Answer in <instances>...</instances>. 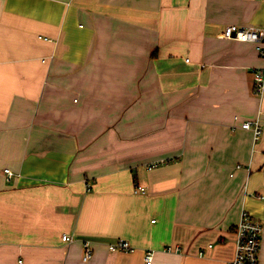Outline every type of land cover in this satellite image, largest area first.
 Instances as JSON below:
<instances>
[{
    "label": "crops",
    "instance_id": "0c3cea01",
    "mask_svg": "<svg viewBox=\"0 0 264 264\" xmlns=\"http://www.w3.org/2000/svg\"><path fill=\"white\" fill-rule=\"evenodd\" d=\"M229 24L264 0H0V264H227L243 208L264 264V136L232 126L264 57Z\"/></svg>",
    "mask_w": 264,
    "mask_h": 264
},
{
    "label": "built area",
    "instance_id": "2783aa9c",
    "mask_svg": "<svg viewBox=\"0 0 264 264\" xmlns=\"http://www.w3.org/2000/svg\"><path fill=\"white\" fill-rule=\"evenodd\" d=\"M221 37L226 39H237L241 41H248L257 44V49L259 53L264 57V29L256 27H245L235 24L227 25L221 35ZM254 92L259 96H264V67L254 69ZM262 112L255 119L240 121V124L237 122L240 120L239 116H235L234 120L237 123H234L233 128L240 127L245 130H249L252 133L253 137V150H256V146L260 143L264 136V118L262 117ZM165 161L154 162L149 165V169L158 167L159 165L164 164ZM5 172L9 177L14 173L11 169L6 168ZM88 189H90V184L87 182ZM146 189L143 186L137 185L135 187V192H145ZM263 200L264 194L259 195ZM264 207V205H263ZM262 223L256 219L251 213L244 209L241 213V218L239 223L235 228V241L236 249L234 256L228 260L227 264H260V252L262 246ZM72 238L70 235H64L63 240L70 241ZM226 238L221 237L219 239L220 243H225ZM214 243H210L209 247H213ZM109 247L111 251H133L134 248L129 241L125 239H117L115 242L110 243ZM168 252H180L182 248L179 245H169L165 249ZM200 255H204V249L199 251ZM93 251L91 246L88 243H85V252L83 259L88 261L92 258ZM155 251L153 249H147L145 251V262L146 264H152L154 261Z\"/></svg>",
    "mask_w": 264,
    "mask_h": 264
}]
</instances>
